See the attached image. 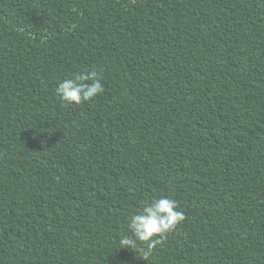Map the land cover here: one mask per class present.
I'll list each match as a JSON object with an SVG mask.
<instances>
[{
	"label": "trees",
	"instance_id": "16d2710c",
	"mask_svg": "<svg viewBox=\"0 0 264 264\" xmlns=\"http://www.w3.org/2000/svg\"><path fill=\"white\" fill-rule=\"evenodd\" d=\"M161 195L184 221L118 250ZM0 264H264V0H0Z\"/></svg>",
	"mask_w": 264,
	"mask_h": 264
},
{
	"label": "clouds",
	"instance_id": "9594fccd",
	"mask_svg": "<svg viewBox=\"0 0 264 264\" xmlns=\"http://www.w3.org/2000/svg\"><path fill=\"white\" fill-rule=\"evenodd\" d=\"M104 92L100 73L89 69L72 78L62 80L55 89L56 95L66 105L79 106L90 102ZM178 202L161 195L145 202L127 218V233L119 237L120 249L142 252L147 260L158 245L185 219Z\"/></svg>",
	"mask_w": 264,
	"mask_h": 264
}]
</instances>
